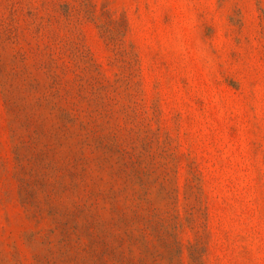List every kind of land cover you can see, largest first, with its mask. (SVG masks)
<instances>
[{
	"label": "rangeland",
	"instance_id": "1",
	"mask_svg": "<svg viewBox=\"0 0 264 264\" xmlns=\"http://www.w3.org/2000/svg\"><path fill=\"white\" fill-rule=\"evenodd\" d=\"M0 264H264V0H0Z\"/></svg>",
	"mask_w": 264,
	"mask_h": 264
}]
</instances>
